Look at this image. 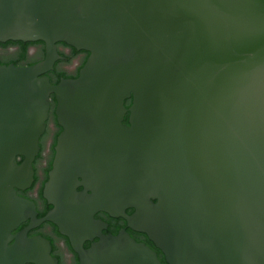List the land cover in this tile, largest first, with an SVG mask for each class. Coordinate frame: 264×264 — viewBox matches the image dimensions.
Wrapping results in <instances>:
<instances>
[{"label":"water","instance_id":"water-1","mask_svg":"<svg viewBox=\"0 0 264 264\" xmlns=\"http://www.w3.org/2000/svg\"><path fill=\"white\" fill-rule=\"evenodd\" d=\"M8 41L42 42L44 58L0 65V264H58L27 231L50 222L78 251L99 211L148 233L167 264H264V0H0ZM57 43L88 57L52 84ZM51 96L62 131L37 219L16 189L33 181ZM104 253L162 264L122 233L82 264Z\"/></svg>","mask_w":264,"mask_h":264},{"label":"flooded vegetation","instance_id":"flooded-vegetation-1","mask_svg":"<svg viewBox=\"0 0 264 264\" xmlns=\"http://www.w3.org/2000/svg\"><path fill=\"white\" fill-rule=\"evenodd\" d=\"M57 52L61 59L58 60L53 70L48 72L46 76L50 79V82L59 81V79H74L78 76L79 70L83 67L82 63L88 57V53L85 51H77L64 43H57ZM34 48L35 55L29 56V49ZM8 50L18 49L16 46L7 47ZM75 50V51H74ZM28 58L20 66H26L31 62H39L44 58V45L39 42L31 43L28 47ZM15 57H4L0 59V65L4 63L14 64ZM84 62V63H85ZM84 65V64H83ZM70 68V69H68ZM57 72H65L66 77H60ZM131 105V99L124 101V107L128 109ZM56 103L54 96H51L50 109L46 120V127L43 134L39 138V150L37 155L34 157L32 162L33 167V181L29 187L25 189H16V194L28 201L32 202L36 211V218L41 219L46 215L52 206L48 204L47 200L43 197V188L48 180V173L51 170L52 162L55 156V145L62 128L58 125L57 117L55 115ZM129 113L126 112L123 117V124H128ZM24 160L23 157L17 159L18 164ZM78 191L82 188L78 187ZM155 202V200H153ZM126 216H132L136 210L134 208H126L124 210ZM94 220L96 222V228L93 230L91 235L86 238L77 236L78 251L74 250L71 245L69 238L62 235L58 228L50 223L43 222L35 228L29 229L26 233L27 237L40 236L51 245V256L57 260L58 264H82L85 253L93 248L99 241L100 238L107 236L117 237L122 234H126L129 239L133 240L137 244H143L156 253L157 258L162 264H167L165 257L156 247V244L151 239V236L139 230L136 226L132 227L128 221L122 216H112L111 214L99 211L94 214ZM29 225V220H26L18 225L16 229L12 231L13 235L22 232ZM99 236V237H97ZM97 258V260H96ZM95 258L96 264H106L105 253Z\"/></svg>","mask_w":264,"mask_h":264},{"label":"trees","instance_id":"trees-1","mask_svg":"<svg viewBox=\"0 0 264 264\" xmlns=\"http://www.w3.org/2000/svg\"><path fill=\"white\" fill-rule=\"evenodd\" d=\"M30 44L31 43H22V42H12V41H8V42L3 43V44L0 43V48L1 49H5V48L10 47V46H16L18 48V50H17V56L14 59V64L13 65L20 66L28 58V53L27 52H28V47L30 46ZM39 44L43 45L42 42H39ZM84 62L82 63L81 66H83ZM35 63H37V62H31V63H29L26 66H30V65H33ZM3 65H9V64L4 63ZM57 73H58V75H60V77H66L65 72H57ZM58 82L59 81L57 80V81L51 82V83L52 84H57Z\"/></svg>","mask_w":264,"mask_h":264},{"label":"rangeland","instance_id":"rangeland-1","mask_svg":"<svg viewBox=\"0 0 264 264\" xmlns=\"http://www.w3.org/2000/svg\"><path fill=\"white\" fill-rule=\"evenodd\" d=\"M14 50L15 49H13V50H8V49H1L0 48V59L1 58H4V57H13L14 56ZM16 50H18V49H16ZM35 55V51H34V48H30L29 49V56H34ZM28 58H31V57H28ZM27 58V59H28ZM68 69H70V68H68Z\"/></svg>","mask_w":264,"mask_h":264}]
</instances>
